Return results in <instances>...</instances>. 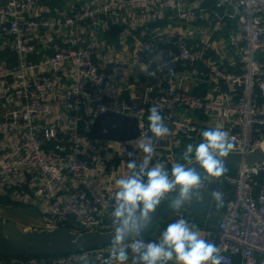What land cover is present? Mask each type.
Instances as JSON below:
<instances>
[{
    "label": "built area",
    "instance_id": "built-area-1",
    "mask_svg": "<svg viewBox=\"0 0 264 264\" xmlns=\"http://www.w3.org/2000/svg\"><path fill=\"white\" fill-rule=\"evenodd\" d=\"M52 1L0 0V106L9 105L5 116H0V197L43 200V222L31 228L53 230L65 228L69 222L74 224L73 231L107 227L105 211L109 214L112 210L116 191L108 188L106 198L92 195L84 175L96 169L104 153L113 155L117 150L121 161L115 170L122 176L127 162L139 163L142 153L134 141L147 131V116L153 106L180 133L200 141L202 131L210 128L178 118L176 110L202 111L212 118L234 117L233 128L227 130L232 151L244 153L262 146L264 61L258 55L264 49V0H216L211 8L201 6L198 0H190L191 5L188 0H100L78 6L71 4L72 0L51 6ZM125 6L140 7L147 14L173 10L183 20L203 14L214 29H220L227 16L237 18L239 30L229 34L228 42L238 55L240 68L231 70L204 45L189 44L183 33L158 57L151 56L154 43L144 42L142 57L154 62L145 73L147 96L141 103L123 100L120 110L138 118V136L93 138L96 117L109 109L105 98L113 95L111 86L130 75L124 61L108 67L96 62L99 40L93 32L107 25ZM223 7L229 10L222 12ZM83 28L86 36L81 34ZM41 48L50 52L41 54ZM182 68H191L193 76L214 79L221 96L228 95L222 83L233 85L236 99L224 101L195 93L182 85ZM56 101L67 115L65 130L50 117ZM158 159L166 166L165 159ZM222 179L232 185V191H220L224 211L217 231L206 238L221 249L222 264H231L235 255H241L248 264H264V161L241 164ZM107 202L109 207L104 209ZM189 211L187 203L180 215ZM142 238L146 242L156 240L144 234ZM108 247L50 256L12 255L2 257L0 264H42L47 259L49 264H82V255L103 263Z\"/></svg>",
    "mask_w": 264,
    "mask_h": 264
},
{
    "label": "crops",
    "instance_id": "crops-1",
    "mask_svg": "<svg viewBox=\"0 0 264 264\" xmlns=\"http://www.w3.org/2000/svg\"><path fill=\"white\" fill-rule=\"evenodd\" d=\"M66 1V0H65ZM71 4L83 5L100 0H72ZM78 1V2H77ZM201 6L211 8L216 0H198ZM64 0H54L51 6H63ZM188 4L192 3L188 0ZM229 7L221 8L222 12L228 11ZM240 23L237 18L225 17L224 24L220 29H214L207 22L203 14L191 20L179 19L173 13V10H165L158 14H147L140 7L125 6L117 16H113L107 25L95 29L93 35L99 40V46L95 55L96 62L102 67H108L116 61H124L129 65L130 75L126 80L119 79L112 86V96H107L105 101L109 109L121 110L122 101L126 100L133 103H141L147 96L146 85L144 82L146 71L154 64L150 57H142L141 46L144 42L151 41L155 45V51L151 54L158 57L168 48L174 45L177 36L181 33L187 36L189 44L199 43L204 45L209 54L213 55L218 61L226 64L231 70L237 71L240 68V62L237 53L228 42L229 34L239 30ZM81 34L86 36L84 28ZM89 35V34H88ZM61 36V35H60ZM63 36V35H62ZM45 52L50 49L41 48ZM259 58L264 61V49L259 53ZM200 66V64H199ZM202 67V66H201ZM191 68H182L181 74L183 86L193 90L209 98H217L234 101L237 91L233 85L222 83V89L228 93L227 97L221 96L220 91L216 89V81L202 76H193L190 74ZM189 76V77H188ZM65 78V81H68ZM264 103V100L262 101ZM56 108L53 109L50 117L54 123H58L61 130H65L67 125V115L63 114L60 101H56ZM9 105L6 103L0 106V116L4 117ZM175 115L190 123H197L201 127L214 128L217 124L221 125L223 130L227 131L234 126V117L223 119L220 115L217 117H208L202 111L195 110H176ZM166 125L170 128V135L161 138L156 143V153L152 163H159L158 156L167 161L166 167L171 166L181 160L182 154L186 150L188 144L196 145L200 143V139L190 137L180 133L177 126L169 119H165ZM112 159V160H111ZM119 161H121L120 152L117 150L113 155L104 153L98 159L97 167L89 176L85 177V186L92 195H103L106 198L107 190H117L116 180L122 175L115 169H119ZM238 168V166H237ZM115 170V171H114ZM114 171V172H113ZM203 187L194 192L189 202L190 211L183 215L190 224L196 225L201 232L208 237L214 234L218 229L219 221L222 217L225 201L223 206H218L213 199L214 191H232V185L219 180L208 182L207 178L202 175ZM177 192H172L167 201L160 208L155 223L144 231L142 234L147 235L153 230V227L160 225L166 227L168 223L177 218L176 213L169 207L172 198ZM9 205L16 207L17 205H26L32 208L30 217L24 216V213L16 211V217L11 218L22 229L29 230L34 223L42 224L45 205L43 200L38 198L36 201H16L8 198ZM104 209L109 207V203L103 204ZM184 208V207H183ZM182 208V209H183ZM181 209V210H182ZM108 213V212H107ZM105 218L108 226H110V216L106 214ZM0 253V260L2 259ZM49 260H44L42 264H49ZM74 264V263H73ZM79 264V263H75ZM82 264H85L83 262ZM88 264H103L95 259H88ZM231 264H248L241 255H235Z\"/></svg>",
    "mask_w": 264,
    "mask_h": 264
},
{
    "label": "clouds",
    "instance_id": "clouds-1",
    "mask_svg": "<svg viewBox=\"0 0 264 264\" xmlns=\"http://www.w3.org/2000/svg\"><path fill=\"white\" fill-rule=\"evenodd\" d=\"M147 120V131L134 141L142 153L141 161L127 162L125 175L116 180L109 213L112 238L103 264H222L221 249L180 211L203 187L202 173L211 183L228 171L223 158L234 147L229 133L219 124L202 131V141L188 144L181 157L183 162L174 163L169 171L163 163L152 162L157 155L156 143L171 130L156 106L149 109ZM193 164L198 167H190ZM172 192L177 195L169 207L177 218L164 227L156 240L146 242L142 233ZM212 197L218 206H223L222 192L214 191ZM80 259L88 264L87 256Z\"/></svg>",
    "mask_w": 264,
    "mask_h": 264
},
{
    "label": "water",
    "instance_id": "water-1",
    "mask_svg": "<svg viewBox=\"0 0 264 264\" xmlns=\"http://www.w3.org/2000/svg\"><path fill=\"white\" fill-rule=\"evenodd\" d=\"M138 118L135 115L120 110L107 109L95 119L91 137L106 139H131L139 134ZM225 162L233 161L239 167L241 164H253L264 161V148L258 146L247 152L230 151ZM190 167H198L191 165ZM171 193L161 202L153 214V219L145 229L155 223L159 210ZM164 228L153 227L148 236L157 239ZM111 225L102 229L78 232L63 227L53 230L31 228L22 229L14 220L5 219L0 215V253L7 256L56 255L74 251L80 248L97 247L111 242Z\"/></svg>",
    "mask_w": 264,
    "mask_h": 264
},
{
    "label": "rangeland",
    "instance_id": "rangeland-1",
    "mask_svg": "<svg viewBox=\"0 0 264 264\" xmlns=\"http://www.w3.org/2000/svg\"><path fill=\"white\" fill-rule=\"evenodd\" d=\"M16 211L24 213V216L30 217V213L32 212V208L26 205H17L14 207L13 205H9L6 202H0V215H2L5 219H11L16 217ZM29 226H32L29 223Z\"/></svg>",
    "mask_w": 264,
    "mask_h": 264
},
{
    "label": "trees",
    "instance_id": "trees-1",
    "mask_svg": "<svg viewBox=\"0 0 264 264\" xmlns=\"http://www.w3.org/2000/svg\"><path fill=\"white\" fill-rule=\"evenodd\" d=\"M226 168L228 169V171L226 173H235L237 170V164L233 161H227L225 162ZM225 173V174H226ZM203 175V173H202ZM0 202H8V198L6 197H0ZM65 228L69 229V230H74V224H72L71 222H69ZM78 232H86L85 229H77ZM3 257H6L7 255L1 254ZM39 256H50V255H39Z\"/></svg>",
    "mask_w": 264,
    "mask_h": 264
},
{
    "label": "bare ground",
    "instance_id": "bare-ground-1",
    "mask_svg": "<svg viewBox=\"0 0 264 264\" xmlns=\"http://www.w3.org/2000/svg\"><path fill=\"white\" fill-rule=\"evenodd\" d=\"M262 147L264 148V141H263V143H262Z\"/></svg>",
    "mask_w": 264,
    "mask_h": 264
}]
</instances>
